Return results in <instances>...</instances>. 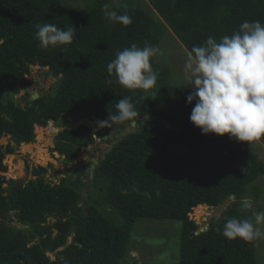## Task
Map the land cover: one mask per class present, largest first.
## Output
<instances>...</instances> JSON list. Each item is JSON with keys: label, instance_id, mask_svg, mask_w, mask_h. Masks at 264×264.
<instances>
[{"label": "trees", "instance_id": "trees-1", "mask_svg": "<svg viewBox=\"0 0 264 264\" xmlns=\"http://www.w3.org/2000/svg\"><path fill=\"white\" fill-rule=\"evenodd\" d=\"M105 3L129 15L132 23L108 20ZM244 21L264 25V0H0V140L11 139L0 145V169L14 152L12 142L29 145L35 128L59 123L64 115L107 120L127 96L138 113L136 121L158 117L121 135L100 158L92 179L88 175L84 181L80 171L55 183L45 178L46 168L37 167L32 169L35 179L15 187L14 180L0 174V264H124L139 218L182 222L176 264H257L259 240H229L217 229L222 230L225 218H248L240 201L264 176V162L247 142L202 133L190 120L196 103L187 102L191 92L173 83L172 65L157 58L167 33L190 51L209 36L217 42L230 36ZM45 23L74 27L73 43L41 50L35 31ZM133 43L160 50L151 60L158 80L148 92L129 91L107 72L117 50ZM34 64L48 68L57 81L37 99L27 94L21 106L13 96L36 84L26 78ZM167 122L178 129L167 128ZM129 124L110 122L108 127L121 132ZM100 128L93 127L94 133ZM260 142L264 145V138ZM93 143L83 124L61 130L51 152L71 162ZM9 170L16 180L27 179L20 167L11 164ZM252 191L259 193L255 186ZM232 194L235 200L197 233L193 209L218 207Z\"/></svg>", "mask_w": 264, "mask_h": 264}, {"label": "clouds", "instance_id": "clouds-1", "mask_svg": "<svg viewBox=\"0 0 264 264\" xmlns=\"http://www.w3.org/2000/svg\"><path fill=\"white\" fill-rule=\"evenodd\" d=\"M103 10L112 22L124 26L132 23L129 15L118 14L110 4L105 3ZM75 36L74 27L64 30L49 23L36 25L37 46L43 51L70 45ZM159 51L156 46L141 48L135 43L117 50L115 58L107 65L109 77L115 76L117 83L129 91L148 92L158 80L151 60ZM183 76L186 86L193 88L187 102H196L190 120L202 133L228 134L230 138L249 144L264 138V25L260 21H244L237 31L223 36L219 42L209 36L203 45L193 46L186 53ZM115 107L117 114L110 113L107 120L97 121L100 127L110 122L136 123L138 113L131 97L119 99ZM90 118L96 122L95 117ZM133 191L138 189L133 188ZM144 195L150 198L151 194L145 192ZM240 205L243 210L253 209V201L248 197L242 198ZM217 231H222L229 240L239 238L254 242L264 239V211H253L244 219L225 218L222 230L218 228Z\"/></svg>", "mask_w": 264, "mask_h": 264}, {"label": "rangeland", "instance_id": "rangeland-1", "mask_svg": "<svg viewBox=\"0 0 264 264\" xmlns=\"http://www.w3.org/2000/svg\"><path fill=\"white\" fill-rule=\"evenodd\" d=\"M112 1L117 2L120 0ZM160 48L162 55H159L157 58L161 61L169 62V64L172 65L171 68L175 78L173 83L178 84L180 88L188 92H193L192 87L186 86V81L183 76V66L188 51L185 50L178 38L170 33L165 34ZM26 78L33 79L36 84L28 89H20L18 94L13 96L15 102H19L21 106L25 105L27 94L32 95L38 92L40 96L44 95L52 90L53 85L57 81V77L49 73L47 68L35 65L31 66V72ZM90 117L92 116L79 117L64 115L59 123L50 121L44 129L35 128V140L29 145H16L12 142L14 152L5 157L3 164L6 168H1L0 174L4 175L7 179L14 180L15 183H26L31 179H35L36 176L32 174V169L37 167L46 168V172L44 173L45 178L55 183H59L62 177L69 174L77 176L85 166H90L92 164L93 159H100V157L115 143L117 139L116 134L121 133L115 129H111L108 125L101 127L94 133L93 127L99 128V125L97 120L95 123H92L93 126L84 121H90ZM83 124L90 128L95 143L85 147L79 158L69 162L64 155H60L58 152H51V148L54 146L56 137L61 130L66 128L76 129ZM40 128L42 127L40 126ZM10 141V136L3 137L0 140V145L5 146ZM247 146L256 152L264 162V145L260 141L250 144L247 142ZM11 164L20 167L22 174H27L29 177L26 180H16L14 176L12 177L10 175L9 166ZM90 174V170H85L82 176L83 180L86 181ZM7 184H5V186ZM253 186L258 189V195H255L252 191ZM89 191L90 188L88 187L86 193ZM245 197L253 201V209H242L248 217L251 216L253 211H264V176L251 184V188L248 189ZM216 210L217 207L210 206L202 207L201 209L196 208L190 213V217L196 221L201 229H206L208 228L210 218L214 216ZM49 220L53 221V219ZM11 224L14 225L15 223L12 222ZM16 225L22 228L26 227L21 224ZM181 227L182 222L179 220L139 218L133 230V236L129 243L124 264L178 263L180 256ZM71 239L72 238H70L69 241ZM255 256L257 264H264V239L258 241L255 249Z\"/></svg>", "mask_w": 264, "mask_h": 264}, {"label": "water", "instance_id": "water-1", "mask_svg": "<svg viewBox=\"0 0 264 264\" xmlns=\"http://www.w3.org/2000/svg\"><path fill=\"white\" fill-rule=\"evenodd\" d=\"M40 96V94L38 92H35L34 94H32L30 96V99L34 100V99H37L38 97ZM154 120H158V117L157 116H150V115H144V116H141L140 119L138 121H136L135 124L131 123L127 126V128L121 130V133H117L116 134V141H119L122 139V136L123 135H126L130 132H133L137 129H140L142 126L145 125L146 121H154ZM161 122L164 123V120L161 119ZM90 123H93L92 121H90ZM165 126L167 128H175V129H178L177 127H173L171 125V123L167 122L165 124ZM94 132V130H93ZM122 135V136H121ZM115 141V142H116ZM16 144V143H14ZM17 145V144H16ZM103 157H105V155H103ZM100 163V160L99 159H93V163L90 165V166H86V170H91V174H90V179L93 178V171L94 169L96 168V166ZM28 182V181H27ZM22 183H14L15 187H18L20 186ZM235 200V196L232 194L228 199H226L224 202H222V204L220 206L217 207V210L214 214V216L218 217L220 216V214L224 211V209L226 208V206L228 204H231L233 201ZM15 212H11L10 213V216H14ZM6 223H4V226H5ZM201 231H204V230H201V229H198L197 230V233H200Z\"/></svg>", "mask_w": 264, "mask_h": 264}, {"label": "flooded vegetation", "instance_id": "flooded-vegetation-1", "mask_svg": "<svg viewBox=\"0 0 264 264\" xmlns=\"http://www.w3.org/2000/svg\"><path fill=\"white\" fill-rule=\"evenodd\" d=\"M101 157H103V156H101ZM101 157H100V158H101ZM99 160H100V159H99ZM92 163H93V161H92ZM85 170H86V166H85V168H84V169H82L81 171H83V172H84ZM90 171H91V170H90Z\"/></svg>", "mask_w": 264, "mask_h": 264}, {"label": "bare ground", "instance_id": "bare-ground-1", "mask_svg": "<svg viewBox=\"0 0 264 264\" xmlns=\"http://www.w3.org/2000/svg\"><path fill=\"white\" fill-rule=\"evenodd\" d=\"M35 66H39V65H37V64H34ZM29 176H27V178H28Z\"/></svg>", "mask_w": 264, "mask_h": 264}]
</instances>
